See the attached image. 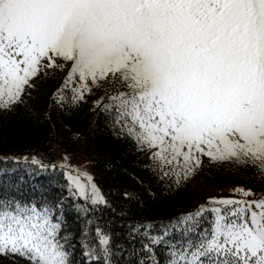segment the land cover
<instances>
[{"label":"snow or ice","instance_id":"snow-or-ice-1","mask_svg":"<svg viewBox=\"0 0 264 264\" xmlns=\"http://www.w3.org/2000/svg\"><path fill=\"white\" fill-rule=\"evenodd\" d=\"M57 59L71 65L74 101L100 81L122 85L106 108L165 175L179 182L205 156L264 173V0H0V109ZM69 179L106 203L86 173ZM212 203L224 207L170 264H264V197ZM205 211L181 218L187 232ZM60 233L48 207L0 201V255L70 264Z\"/></svg>","mask_w":264,"mask_h":264},{"label":"trees","instance_id":"trees-1","mask_svg":"<svg viewBox=\"0 0 264 264\" xmlns=\"http://www.w3.org/2000/svg\"><path fill=\"white\" fill-rule=\"evenodd\" d=\"M68 72V66L41 70L19 103L0 109V201L51 209L70 264H170L173 251L209 227L216 207L206 201L208 188L264 193V173L251 164L205 158L179 182L165 175L152 152L121 130L115 108H106L122 85L108 80L74 101L72 86L65 88ZM58 153L89 162L106 203L70 195L63 169L51 166ZM202 207L208 211L187 232L181 218ZM97 230L109 237L107 260ZM0 264L29 262L0 255Z\"/></svg>","mask_w":264,"mask_h":264},{"label":"rangeland","instance_id":"rangeland-1","mask_svg":"<svg viewBox=\"0 0 264 264\" xmlns=\"http://www.w3.org/2000/svg\"><path fill=\"white\" fill-rule=\"evenodd\" d=\"M45 63H47V61H45ZM57 64H60L62 66H68L69 71H70V64H64V62L60 59L56 60ZM53 67L50 68H43L42 70H46V69H52ZM110 81L111 79H106L103 81H100V83H105L106 81ZM98 84V85H99ZM27 88V86H26ZM25 88V89H26ZM208 157H202V159H205ZM209 159V158H208ZM214 162V161H213ZM225 162H229V161H225ZM158 164V163H157ZM51 166H57L59 168H62L65 175L67 176L69 183H70V195L73 196L74 198L80 197L75 185L72 183V181L69 179L70 176L72 177H76L80 174L86 173L88 176L92 177V181L91 183H94L96 185V187L98 188L96 182H95V174L96 171L91 167V165L89 164V162L87 160H85L83 157H77V158H72L70 157V155H68L67 153H58L55 158L53 159ZM81 182L83 183H88L83 176H80ZM99 189V188H98ZM237 189H242L244 191H249L241 186H227V187H222V188H208L206 190V201L208 202V204L216 207V208H222L224 206L219 205V204H215L212 203L213 201H219V200H223V199H233V200H253V199H259L260 197H264V193H257L254 196H250V197H244L241 193L237 192ZM100 194L103 197V200L105 201V196L103 194V192L99 189ZM251 192V191H250ZM82 198V197H80ZM84 199V198H83ZM91 202V200H88Z\"/></svg>","mask_w":264,"mask_h":264}]
</instances>
